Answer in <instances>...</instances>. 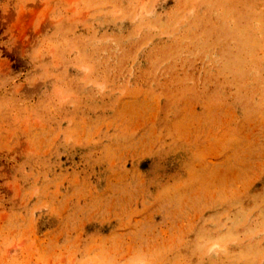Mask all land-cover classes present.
Here are the masks:
<instances>
[{"label": "rangeland", "instance_id": "1", "mask_svg": "<svg viewBox=\"0 0 264 264\" xmlns=\"http://www.w3.org/2000/svg\"><path fill=\"white\" fill-rule=\"evenodd\" d=\"M0 264H264V0H0Z\"/></svg>", "mask_w": 264, "mask_h": 264}]
</instances>
